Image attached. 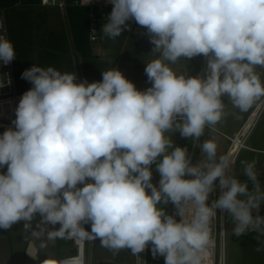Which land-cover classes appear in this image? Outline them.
I'll return each mask as SVG.
<instances>
[{"label": "clouds", "instance_id": "1", "mask_svg": "<svg viewBox=\"0 0 264 264\" xmlns=\"http://www.w3.org/2000/svg\"><path fill=\"white\" fill-rule=\"evenodd\" d=\"M110 3L102 27L106 36L121 35L129 20L150 34L153 53H159L145 67L151 87L137 90L117 68L92 83H76L75 74L52 67L22 73L33 87L16 108L15 130L0 135V168L7 166L0 174V229L31 222L39 213L42 224L61 225L50 236L98 238L103 247L130 249L133 255L151 242L153 257H164L165 264H201L197 254L209 240L216 210L227 211L236 222L234 234L244 235L264 223L252 214L264 193L255 162L245 166L253 194L247 182L226 174V157L216 161L212 140L201 146L208 162L192 165L187 148L173 147L165 133L177 129L198 140L206 126L221 120L223 95L241 110L264 96L254 71L264 67V0ZM197 55L208 57L206 80L177 75L165 63ZM14 59L12 42L0 35V61L7 65ZM161 156L157 187L150 166ZM217 180L221 194L209 206ZM169 202L179 222L158 207ZM81 222H90L91 231Z\"/></svg>", "mask_w": 264, "mask_h": 264}, {"label": "rangeland", "instance_id": "2", "mask_svg": "<svg viewBox=\"0 0 264 264\" xmlns=\"http://www.w3.org/2000/svg\"><path fill=\"white\" fill-rule=\"evenodd\" d=\"M66 6L64 7H54V6H38L29 2L28 0H18L16 3L11 5L8 8H1V12L5 17L8 31L10 28L16 29L18 32L22 31L25 34L30 32L40 35L43 30L52 29V30H62L66 31V34L70 37V24L67 16V6L73 0H64ZM103 20V19H102ZM108 20L101 22V29ZM100 26V23H99ZM140 35H138L137 46H134L133 36H121L119 38L115 37L109 38L101 30V36L96 41L97 52L101 57H104L107 60L116 59L117 62H123L125 60L132 61L135 64L131 67V70L140 71V76L136 75L133 83L137 84L140 82L139 78H143L145 75L146 64L151 62V60L157 58L159 53H153L154 45L150 42V34L147 32V29L140 26ZM71 39V37H70ZM101 44H105V50L102 53L100 51ZM113 57V58H112ZM165 63L177 74H184L187 77H200L202 73L203 63L195 62L192 63L185 59V57L179 58L175 63L170 61H165ZM142 64V65H141ZM136 67V68H134ZM258 67V66H255ZM254 67V68H255ZM116 68L120 70V65L117 64ZM115 68V69H116ZM257 69H254V71ZM129 69L126 68L125 72H128ZM122 72V71H121ZM130 72V71H129ZM256 72V71H255ZM257 74V73H256ZM209 75L208 62L206 69V79ZM261 81L262 74L258 73ZM134 77V76H132ZM151 87V82L148 80V88ZM223 107V115L226 117L228 113L231 112L230 126L237 124L239 121H242L251 115L252 111L250 110H241L236 107L232 100L225 94L221 97ZM244 121V122H245ZM251 122V121H250ZM218 126V124H215ZM220 127V126H218ZM220 129H223L220 127ZM256 129H254L252 136L247 140V144H251L252 140L256 136ZM165 136L170 138L173 142V147L180 146L189 149L191 147L193 138L182 137L179 130L173 129L165 133ZM221 139V140H220ZM212 140L217 145L216 151V161L218 162L220 156L224 155L227 158L230 144L227 139L223 137H217V133L212 131L208 127H205L203 135L198 139V145L196 152L194 154L192 165L203 164L208 162L207 155L201 151L202 144L207 141ZM235 149L229 154L227 160L230 162ZM171 151V149H169ZM219 158H218V157ZM235 157V156H234ZM162 159V156L153 163L151 167L152 172V183L159 187V180L161 179L159 172L156 169V164ZM234 163V158H233ZM254 161H264V152H254L248 148H243L239 156L238 162L235 167V175L238 174L239 169L242 165ZM244 162V163H242ZM232 163V164H233ZM229 166L228 176L233 177L231 172V166ZM7 171V166L0 168V174H4ZM191 178V177H190ZM262 181V180H261ZM252 182V181H250ZM264 182V180H263ZM216 195L215 199L217 200L221 194L219 188V181L216 182ZM82 184H78L80 186ZM250 193L256 194L253 183L247 184ZM260 193H264V183H259ZM150 194V190H146ZM244 197H241V199ZM214 200H209L207 203L211 206ZM158 207L163 208L164 211L171 209V203L168 204H159ZM253 216L259 215L261 218H264V201L260 203V209H253ZM181 217L177 214V220ZM213 221L210 225V239L214 238V235L217 238V252L220 251V233L222 230L223 223L226 224L227 232L225 235L224 242V254L225 262L228 264L229 257H234V248H245L251 249L253 252H250L248 255H238V259H243L244 264H259L260 261L264 259V230L259 229L255 235L251 237H246L241 240L235 241L231 236V225L233 224V217L227 212L217 209L216 215L212 218ZM42 217L39 213L34 215V218L31 222L20 221L14 224L8 233L0 235V264H37L44 262L45 258H49V261H55L60 259L69 258L63 256V253H68L71 248L78 245L76 237H69L71 240L69 242H64L61 246H58V241L55 236H50L49 233L58 230V224H42ZM30 223L28 228H25V224ZM81 226L88 232L91 231V224L81 222ZM79 240V239H78ZM82 246L81 254L85 257V264H135L136 255H133L130 249H121L119 251L110 250L109 248L101 246L100 240L93 239H84L79 240ZM150 246L151 242H149ZM62 254L61 257L58 254ZM64 257V258H62ZM71 257V256H70ZM152 254H148L147 264H165L161 262L158 258H152ZM48 261V262H49ZM264 264V262H263Z\"/></svg>", "mask_w": 264, "mask_h": 264}, {"label": "trees", "instance_id": "3", "mask_svg": "<svg viewBox=\"0 0 264 264\" xmlns=\"http://www.w3.org/2000/svg\"><path fill=\"white\" fill-rule=\"evenodd\" d=\"M17 1L18 0H0V8H8ZM28 1L36 5L39 3V0ZM89 14V6L74 4L72 2L69 3L67 6V16L70 24L71 39L66 34L64 29L60 31L50 29L38 35V38H41V36L45 37L47 41V48L37 52L36 67L43 69L52 67L62 74V60L65 58L66 54H71L74 55L77 62L81 61L82 74L85 82L92 83L102 81V73L107 71V63L102 60L101 57L96 56L99 54L95 46L96 42L92 41L90 38ZM126 24L128 27L125 28V30L117 38L122 35L126 37L133 36V44L134 46H137L136 41L138 39V35H140V25H138L134 20H129ZM9 37L15 50V59L12 61V65L15 75L16 92L17 94H24L33 87L30 81L22 78V73L29 69L28 59H31V55L34 53L33 49L28 46V42H31V40L34 39L33 33L30 32L25 34L22 31L18 32L16 29L10 28ZM185 59L191 62V64L195 62L203 63V55H197L191 59ZM187 179H190V177L187 176ZM60 226L61 225L58 224V228H60ZM9 230L5 231L0 229V235L8 233ZM57 241L58 246H61L64 242H69L71 240L68 238V235L65 234L63 238L58 237ZM77 253L78 247L74 246L68 253H63V256H75ZM149 253L152 254L151 250H149L148 254ZM61 255L62 254L60 253L58 254L60 257ZM156 258L161 260V262H165L164 257L162 256H157Z\"/></svg>", "mask_w": 264, "mask_h": 264}, {"label": "crops", "instance_id": "4", "mask_svg": "<svg viewBox=\"0 0 264 264\" xmlns=\"http://www.w3.org/2000/svg\"><path fill=\"white\" fill-rule=\"evenodd\" d=\"M56 7V6H54ZM112 8L113 6H108L106 8H104L103 10V16H102V21H104L105 19L108 20V16L110 15L111 11H112ZM50 29H46V30H43L42 33L48 31ZM102 30V29H101ZM33 37L34 39L31 40V42H28L29 43V47L31 49H33V54L31 55V59H28L29 61V69L32 68L33 66H36V63H37V52L38 51H41V50H44L46 49V39L45 37H42L41 38H38L36 37V34L33 33ZM105 50V44H101L100 46V51L103 53ZM101 57V56H100ZM102 60H104L106 63H107V70H111V69H115L116 68V65L119 64L120 65V71H122V73L124 74V76L133 83V80H136L135 79V76L138 75L140 76V71H137L135 70V72H133L131 70V67L135 64H131V63H134L132 61H123V62H117L116 59H114L113 57V60H107L105 59L104 57H101ZM142 65V64H141ZM62 66H63V71H62V74L64 73H69V74H75L76 75V83H82V82H85L84 81V77H83V74H82V67H81V61L77 62L74 58V55H71V54H66L65 55V58L62 60ZM126 68L129 69L128 72H125L126 71ZM136 68V67H134ZM254 69H257L255 70L256 73H260L262 74L261 78H262V83H264V67H261V66H258V67H255ZM134 76V77H132ZM140 82L135 84V87L137 90H140V91H145L148 89V78H147V75L145 73L144 77L143 78H139ZM23 94H18V102H17V105L19 104V101L20 99L22 98ZM248 110L250 111H255L253 116L257 115L256 116V122H255V125L248 137V139L251 138L252 136V133L254 131V129H256V136L255 138L251 141L252 143L251 144H247V141H246V145L248 149L254 151V152H264V96H261V97H257L254 99L253 103L251 104V106L248 108ZM224 114V113H223ZM231 112L228 113V116H224L222 115V118L221 120L217 123L218 126H220L221 128L223 129H220V127L216 126V125H211V126H206L208 127L209 129H211L212 131H215L217 133V137H223L224 139H227L228 140V136H234L236 135L239 130L241 129L242 125L244 124V120L242 121H239L237 124H234L232 125V127L229 125L230 124V119H231ZM243 134L244 132L241 133L240 135V138L242 139L243 138ZM247 139V140H248ZM221 140V139H220ZM229 142V140H228ZM243 149V148H242ZM242 149L238 151V153L236 155L233 154V157L231 159V161L229 162V166L233 163V158H234V163L232 164L233 166H231V172L234 173L233 174V178L235 179H238L239 181L241 182H247V184H251L253 182H250L251 180L248 179V177L246 176L245 174V166L246 165H242L239 169V172L237 175H235V167H236V164L238 162V159H239V156L242 152ZM235 156V157H234ZM218 157V156H217ZM220 157H224V155L220 156ZM219 158V157H218ZM228 158V157H227ZM255 162V168H254V171L256 172V175H257V178H258V181L259 183H264L263 180H264V161H254ZM249 163H252L249 162ZM226 174L228 175L229 174V167L228 169L226 170ZM262 180V181H261ZM87 182L91 183V182H94L92 181L91 179H89ZM84 185H80V186H77V187H83ZM249 190V189H248ZM216 192V191H215ZM242 199H245L242 198ZM209 205V203H207ZM210 206V205H209ZM255 218V216H253ZM179 222V218L177 220ZM213 219L211 220V223H212ZM210 223V225H211ZM223 232H224V239H225V235H226V232H227V227H226V224L223 223ZM236 227V222L233 220V224L231 225V236L233 239H235V241H238L243 239V238H246V237H251L253 235L256 234V232L260 231L261 230H264V223H261L260 224V227L256 230H252V229H249L246 234L244 235H241V236H236L234 234V228ZM225 242V240H224ZM234 257L231 256V258L229 257V261H228V264H244L243 263V259H238V255H246V253L249 255L250 252H253V250L251 249H245V248H234ZM264 262V259L262 261H260L259 264H263Z\"/></svg>", "mask_w": 264, "mask_h": 264}, {"label": "built area", "instance_id": "5", "mask_svg": "<svg viewBox=\"0 0 264 264\" xmlns=\"http://www.w3.org/2000/svg\"><path fill=\"white\" fill-rule=\"evenodd\" d=\"M74 4L79 5H87L90 8V14H89V31H90V38L92 41L96 42L100 36H101V22H102V16H103V10L104 8L108 6H113L110 3V0H73ZM39 6H57V7H64L66 6V2L64 0H39L38 3ZM0 21L3 22V28L0 29V35L5 36L8 40H10L9 37V31L7 27V23L5 20L4 15L1 12L0 8ZM100 23V26H99ZM95 30L94 33L95 38L93 39V33L92 31ZM18 102V94L16 92V86H15V75L13 70L12 62L5 65L2 61H0V135L4 133V131L8 129L15 130V125L13 121L16 119V108ZM255 111L251 113V115L247 118V120L242 125L239 132L246 128L245 133L243 134V139L241 143L239 144L238 151L242 148H246V141L255 125L256 122V116H253ZM251 121V122H250ZM249 122V123H248ZM238 132V133H239ZM238 133L234 136H228L229 140V150L230 148L235 144V139L238 136ZM237 151V153H238ZM236 153V154H237ZM235 154V155H236ZM78 241V253L75 256H71L69 258L60 259L51 261L48 264H69L74 262H80V256L82 251L83 245ZM217 238L214 235L213 239H210L207 242V244L204 246V248H210V257L205 261L206 264H226L225 262V254H224V232H223V225L222 230L220 233V251L217 252ZM150 244L147 245L145 251L139 253L136 255L135 258V264H147V257L148 252L150 250ZM83 260V258H82ZM201 264L202 261H201Z\"/></svg>", "mask_w": 264, "mask_h": 264}, {"label": "water", "instance_id": "6", "mask_svg": "<svg viewBox=\"0 0 264 264\" xmlns=\"http://www.w3.org/2000/svg\"><path fill=\"white\" fill-rule=\"evenodd\" d=\"M96 56L100 57V55H96ZM207 62H208V57L203 56V67H202V73H201V79L202 80H206ZM197 145H198V140L196 138H193L192 146H191L190 152L188 154V156H189V158L191 160V163H192L194 154L196 152ZM184 178L187 179V175ZM215 195H216L215 191L211 192L209 194V198L208 199L211 200V201L214 200L215 199ZM165 214L166 215H171L177 220V208H176V206L171 203V209L165 211ZM151 248L152 247H150V250H151ZM48 261H49V258L48 257L45 258L44 262H48Z\"/></svg>", "mask_w": 264, "mask_h": 264}, {"label": "bare ground", "instance_id": "7", "mask_svg": "<svg viewBox=\"0 0 264 264\" xmlns=\"http://www.w3.org/2000/svg\"><path fill=\"white\" fill-rule=\"evenodd\" d=\"M249 123V122H248ZM245 130H246V128H244V129H242L239 133H238V136H237V138L235 139V144L230 148L231 150H229V152H228V156L227 157H229V154H231L232 153V151L234 150V148H236L235 149V152H234V155L237 153V151H238V148H239V144L241 143V141H242V139L240 138V135H241V133L242 132H244L245 133ZM222 213H224V211L222 210ZM210 251H211V249L208 247V248H204L203 249V251L202 252H200V253H198L197 255H198V257L200 258V260L202 261V263L203 264H206V260L210 257ZM80 262H74V263H69V264H85V257L81 254V256H80ZM82 258H83V260H82ZM51 261H49V262H40V263H37V264H48V263H50ZM35 264V263H34Z\"/></svg>", "mask_w": 264, "mask_h": 264}]
</instances>
